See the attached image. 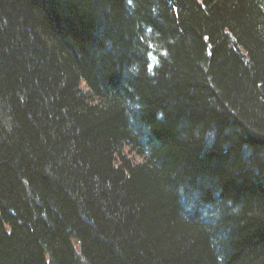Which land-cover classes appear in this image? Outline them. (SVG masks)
<instances>
[{
  "label": "trees",
  "instance_id": "trees-1",
  "mask_svg": "<svg viewBox=\"0 0 264 264\" xmlns=\"http://www.w3.org/2000/svg\"><path fill=\"white\" fill-rule=\"evenodd\" d=\"M0 264H264V0H0Z\"/></svg>",
  "mask_w": 264,
  "mask_h": 264
}]
</instances>
